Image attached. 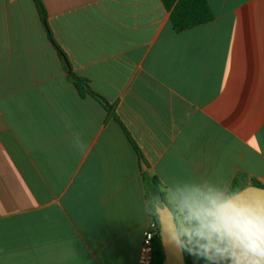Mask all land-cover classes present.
Masks as SVG:
<instances>
[{"label":"crops","instance_id":"crops-1","mask_svg":"<svg viewBox=\"0 0 264 264\" xmlns=\"http://www.w3.org/2000/svg\"><path fill=\"white\" fill-rule=\"evenodd\" d=\"M41 3L86 89L34 0H0V264H137L164 186L264 185V0L181 31L162 0Z\"/></svg>","mask_w":264,"mask_h":264},{"label":"clouds","instance_id":"clouds-1","mask_svg":"<svg viewBox=\"0 0 264 264\" xmlns=\"http://www.w3.org/2000/svg\"><path fill=\"white\" fill-rule=\"evenodd\" d=\"M169 243L205 264H264V188L175 181L145 202Z\"/></svg>","mask_w":264,"mask_h":264},{"label":"trees","instance_id":"trees-1","mask_svg":"<svg viewBox=\"0 0 264 264\" xmlns=\"http://www.w3.org/2000/svg\"><path fill=\"white\" fill-rule=\"evenodd\" d=\"M166 9L169 11V19L172 24V27L176 31H181L186 28L207 22L212 19V11L207 3V0H162ZM36 8L38 10L40 20L46 30L49 40L52 42L56 48L59 56L61 57L65 67L66 72L69 78L73 81L74 85L77 87L78 91L81 93L84 88L83 80L76 76L68 63V60L64 53L58 48L55 44L50 29L46 20V12L41 3V0H34ZM99 101L103 103L105 107H108V104L97 94L92 93ZM252 185L258 187H264L257 182H253ZM184 264H190L188 259V254L183 252ZM165 255L162 249L161 240L158 236L153 245L152 251V263L151 264H164Z\"/></svg>","mask_w":264,"mask_h":264},{"label":"built area","instance_id":"built-area-1","mask_svg":"<svg viewBox=\"0 0 264 264\" xmlns=\"http://www.w3.org/2000/svg\"><path fill=\"white\" fill-rule=\"evenodd\" d=\"M160 237L159 230L154 226V221L150 218L143 232L142 243L138 253L137 264H151L154 241Z\"/></svg>","mask_w":264,"mask_h":264},{"label":"water","instance_id":"water-1","mask_svg":"<svg viewBox=\"0 0 264 264\" xmlns=\"http://www.w3.org/2000/svg\"><path fill=\"white\" fill-rule=\"evenodd\" d=\"M141 167L146 168L144 161H141ZM258 187V186H257ZM264 188V187H260ZM160 240L162 249L165 255L164 264H184L183 252L175 247L173 244L169 243L167 237L159 230Z\"/></svg>","mask_w":264,"mask_h":264}]
</instances>
